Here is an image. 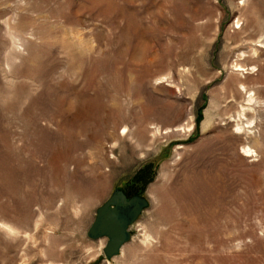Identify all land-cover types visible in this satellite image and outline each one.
Masks as SVG:
<instances>
[{"label": "rangeland", "instance_id": "1", "mask_svg": "<svg viewBox=\"0 0 264 264\" xmlns=\"http://www.w3.org/2000/svg\"><path fill=\"white\" fill-rule=\"evenodd\" d=\"M0 264H264V0H0Z\"/></svg>", "mask_w": 264, "mask_h": 264}, {"label": "water", "instance_id": "2", "mask_svg": "<svg viewBox=\"0 0 264 264\" xmlns=\"http://www.w3.org/2000/svg\"><path fill=\"white\" fill-rule=\"evenodd\" d=\"M146 205L144 197H127L123 190H117L96 209L87 235L92 239L106 238L103 246L106 259L116 256L129 240V227Z\"/></svg>", "mask_w": 264, "mask_h": 264}, {"label": "flooded vegetation", "instance_id": "3", "mask_svg": "<svg viewBox=\"0 0 264 264\" xmlns=\"http://www.w3.org/2000/svg\"><path fill=\"white\" fill-rule=\"evenodd\" d=\"M124 192H125V194H126L127 197H132V196H134V195H138V194H132V195H129L126 191H124Z\"/></svg>", "mask_w": 264, "mask_h": 264}]
</instances>
